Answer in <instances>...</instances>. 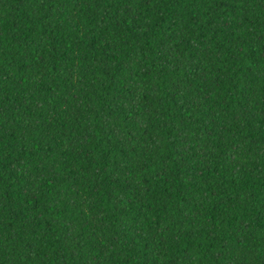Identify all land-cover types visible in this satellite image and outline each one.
<instances>
[{
    "label": "trees",
    "instance_id": "16d2710c",
    "mask_svg": "<svg viewBox=\"0 0 264 264\" xmlns=\"http://www.w3.org/2000/svg\"><path fill=\"white\" fill-rule=\"evenodd\" d=\"M0 264H264V0H0Z\"/></svg>",
    "mask_w": 264,
    "mask_h": 264
}]
</instances>
